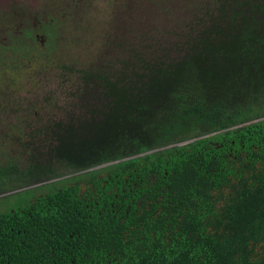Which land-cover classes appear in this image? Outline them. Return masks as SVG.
<instances>
[{
	"label": "trees",
	"instance_id": "1",
	"mask_svg": "<svg viewBox=\"0 0 264 264\" xmlns=\"http://www.w3.org/2000/svg\"><path fill=\"white\" fill-rule=\"evenodd\" d=\"M201 6L173 48L132 32L117 68L80 71L46 150L1 161L24 198L0 212V264H264V0ZM59 18L2 39L0 62L36 58L41 31L52 49Z\"/></svg>",
	"mask_w": 264,
	"mask_h": 264
},
{
	"label": "rangeland",
	"instance_id": "2",
	"mask_svg": "<svg viewBox=\"0 0 264 264\" xmlns=\"http://www.w3.org/2000/svg\"><path fill=\"white\" fill-rule=\"evenodd\" d=\"M191 1L196 0H172L161 5L152 0H0V42L9 35H23L29 26L39 28V19L63 20L62 35L52 49L44 44L50 39L41 31L36 58L21 63L18 56L9 63L0 62V164L7 161L25 168L31 154H36L33 147H37V153L44 152L47 142L43 126L71 110L77 89L86 86L80 71L93 63L117 68L132 32L141 33L145 39L140 45L151 46L143 52L153 54L157 41L163 48H173L176 33L169 31L193 22L192 16L185 13ZM198 1L202 12L211 4V0ZM70 176L65 174L23 189H33L38 195L47 190L45 184H60ZM13 186L11 181L5 185L0 181V212L23 200L24 192L6 196L15 193L8 190Z\"/></svg>",
	"mask_w": 264,
	"mask_h": 264
}]
</instances>
